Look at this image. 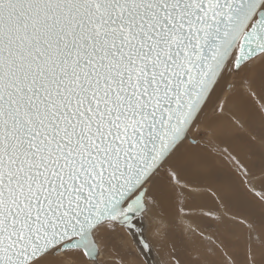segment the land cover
I'll use <instances>...</instances> for the list:
<instances>
[{"label": "snow or ice", "instance_id": "1", "mask_svg": "<svg viewBox=\"0 0 264 264\" xmlns=\"http://www.w3.org/2000/svg\"><path fill=\"white\" fill-rule=\"evenodd\" d=\"M232 76L264 159V0H0V264H104L117 226L158 264L148 185Z\"/></svg>", "mask_w": 264, "mask_h": 264}, {"label": "rangeland", "instance_id": "2", "mask_svg": "<svg viewBox=\"0 0 264 264\" xmlns=\"http://www.w3.org/2000/svg\"><path fill=\"white\" fill-rule=\"evenodd\" d=\"M239 77L232 76L220 96L208 104L190 137L196 144L186 141L172 163L159 169L154 183L165 184L164 201L152 188L154 183L149 186L151 211L144 224L149 239L156 243L152 258L158 264H174V245L184 264H247L249 245H259L264 200L256 193H264V159L260 143L253 149L247 139L253 130L260 134L261 100L248 94L247 85L228 87ZM241 101L257 113L254 129L247 122L244 126L235 122L234 117L243 119L238 107ZM221 104L224 111L219 110ZM213 118L215 123L207 125ZM250 224L256 225L255 231ZM158 228L167 235L161 236ZM117 229L103 235L108 248L100 259L104 264H116L118 253L129 264H143L137 241Z\"/></svg>", "mask_w": 264, "mask_h": 264}, {"label": "bare ground", "instance_id": "3", "mask_svg": "<svg viewBox=\"0 0 264 264\" xmlns=\"http://www.w3.org/2000/svg\"><path fill=\"white\" fill-rule=\"evenodd\" d=\"M242 79H243V77L240 76V77L238 78V80L234 81V85L232 84L233 87H234V88H237L238 86H241V87L246 86V85H244V84L242 83ZM228 92H229V90H228ZM229 94H231V93H229ZM228 100H229L228 103H230L231 100H232V98L230 97ZM213 117H215V116H213ZM206 122H207V125H210L212 122H213V124H214V123H215V118H213V119H211V120L209 119V120L206 121ZM190 140H191V139H190ZM233 146H234V148H239L238 145H233ZM154 180H155V179H154ZM152 183H154V181L151 182L150 185H152ZM152 188H154V189H156L157 191H159V194H160L159 199H160L161 201H164V198H163V197H165V195H167V190H166V186H165V184H164L162 181H159V180H158V182H157V180H156L155 183H154V186H152Z\"/></svg>", "mask_w": 264, "mask_h": 264}, {"label": "water", "instance_id": "4", "mask_svg": "<svg viewBox=\"0 0 264 264\" xmlns=\"http://www.w3.org/2000/svg\"><path fill=\"white\" fill-rule=\"evenodd\" d=\"M190 142L192 143V144H196V141H194V140H190ZM150 186V184L148 185V187Z\"/></svg>", "mask_w": 264, "mask_h": 264}]
</instances>
